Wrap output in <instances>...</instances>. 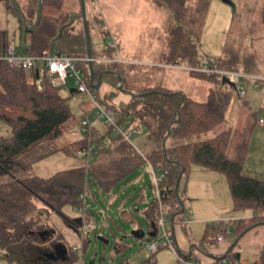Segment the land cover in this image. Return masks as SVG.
Segmentation results:
<instances>
[{"label":"trees","instance_id":"16d2710c","mask_svg":"<svg viewBox=\"0 0 264 264\" xmlns=\"http://www.w3.org/2000/svg\"><path fill=\"white\" fill-rule=\"evenodd\" d=\"M16 1L26 23L29 26L33 25L38 10L37 0H26L24 7L20 6L18 0ZM160 1L175 13L179 22L169 30L170 49L175 56H183L192 64V68L197 69L201 65V59L196 51V42L200 41L202 32L194 33L191 29L194 20L189 17L186 19L187 0ZM0 4H4L16 15L19 26L23 28L11 0H0ZM62 4L63 0L42 1L41 17L36 28L33 31L24 28L30 36L29 44L25 46L24 51L31 54L60 53L86 56L84 33L72 29L68 15L67 19L59 23L52 15L43 14L44 7L48 12H52ZM261 19L264 23V5ZM11 37L7 29H0V53L5 51ZM175 39L180 40V44L172 46ZM188 42L190 46H187ZM189 50H191L190 55L187 54ZM90 51L95 78L103 72L101 83L109 82L118 90V76H120L123 78V89L135 93L150 92L144 96L130 95L129 101L122 106L111 102L115 91L103 95L99 100L103 105L114 110L115 120L119 124L133 120L144 128L151 145L149 144V148L140 154L122 137L113 136L110 126L104 125L106 132L94 139L97 153L102 154V159L89 166L87 184H85L86 168L82 162L48 177L23 176L22 174L30 169L33 163L56 151H62L65 155L76 158L75 152L86 146L83 135L80 139L61 146L60 149L53 145L68 128L78 125L80 118L88 114L89 109L86 102L81 100L77 104L80 111L77 116L68 103V97L60 95L61 87L52 85L46 75L40 76L36 71L28 72L0 62V122L5 123L10 129L9 135H0V176L10 177L8 180L0 181V259L6 264H78L80 258L73 250V244L67 247L64 244L63 234L57 235L55 227H51V231L47 229L50 223L48 216L61 215L68 227L80 237L81 215L74 220L63 208L71 206L80 212L81 194L84 190L87 192V201L89 195L94 201L95 191L103 193L112 191L133 171L150 163L167 171V176L160 182L159 188L165 210L170 217H174V223L178 219L180 224H183L181 222L183 213L178 214L181 206L184 207L179 195V187L191 166L195 165L203 170L222 173L225 176L231 197L232 214L250 211L252 215L229 222H207L197 246L201 254H206L209 253V248L218 245L216 240L218 234H221L229 244L243 234L226 257H223V254H210L213 261L239 260L240 253L235 247L247 233L256 231L264 225V178L244 173L250 137L258 123V110L250 112L243 132L236 139L233 131L228 129L213 137L181 141L206 133L222 123L235 91L240 95L237 88L224 82L215 73L192 69L190 72L192 75L202 77L211 84L204 102L162 86L134 91L128 85L126 66L107 60L112 58L114 47L108 46L103 56L98 51L95 53L91 47ZM214 59L216 64L214 60L208 58L207 63L205 61L207 66L264 77L259 74L260 69L255 63L250 64L235 53L226 52L222 58ZM82 71L89 84L88 63L82 67ZM39 81L40 85H38ZM262 83L258 81L257 86L254 87L252 84V87L259 89L261 85L259 90L262 91L264 89ZM91 89L97 94L98 89ZM70 91L77 93L74 88ZM181 94L184 95L182 102ZM261 108L264 110V103ZM125 126L128 124L126 123ZM164 139L165 148H163ZM45 144L49 148L48 151L37 152L39 147ZM50 145L52 147H49ZM181 172L178 186L180 205L174 187ZM151 187L153 188V184ZM94 211L95 209H86L87 222L94 223ZM158 217V200L153 196L143 212L148 232H152L157 226ZM109 218L114 221L112 217ZM170 231L174 237L173 229L171 228ZM144 238L145 236L142 237ZM115 249L119 250L117 242ZM176 250L179 255L190 259L195 254L193 248L191 256H188L190 251L183 252L177 247ZM156 253H151V257L138 264H155ZM89 264H95L94 260L92 259ZM118 264L134 263L121 260ZM249 264H264L263 253Z\"/></svg>","mask_w":264,"mask_h":264},{"label":"rangeland","instance_id":"374dc122","mask_svg":"<svg viewBox=\"0 0 264 264\" xmlns=\"http://www.w3.org/2000/svg\"><path fill=\"white\" fill-rule=\"evenodd\" d=\"M18 2L22 7L26 4V0H18ZM85 5L90 47L95 53L98 51L103 56L112 37L118 40V36L115 35L121 33L123 47L129 49L132 57L142 59V63L134 62L127 66V72L129 73L128 85L134 91L152 88L150 85H155V87L163 86L172 89L173 92L182 91L188 97L199 102L206 100L211 84L202 77L191 75V70H196V68H187L186 65L188 63L183 56L174 57V53L172 55L171 50L168 53L166 51L165 56L161 52L165 44L163 42L165 38L162 27L167 26L169 22L179 24L173 11H166L167 9L165 8L166 12L172 14L167 15L162 9L164 6L159 4L146 6L139 1L132 0H86ZM263 5L264 0H187L185 6L186 19L188 17L191 20L193 19L194 22L191 29L194 30V33L201 31L203 36V40L200 42L195 41L196 51L200 55L201 60L203 59L202 57H205L203 60L207 63L209 56L216 64L214 58L220 59L225 56L226 52H232L241 59H246L245 61L250 64L255 63L260 69L259 74L264 75V23L261 19ZM79 10L80 0H63L61 7L54 9L52 12H48L46 7H44L43 14L52 15L57 18L59 23L67 19V15L69 16L68 18L73 15L72 29L76 32L84 33L82 19L79 20L75 16ZM127 19H131L133 25L126 27L125 36H122V27L124 24L127 25ZM147 21L156 22L160 28L152 29L146 23ZM186 26L188 27V24ZM0 29H7L10 32L20 50H23L29 44V32L24 27L21 28L19 26L16 15L4 4H0ZM179 41L175 39L172 46L180 44ZM114 46L115 43L111 47ZM187 46H190L189 42ZM202 48L207 50L208 56L201 52ZM190 51L187 54L190 55ZM164 60L178 63L179 66L177 68L180 70L157 68L156 65L151 64L155 63L154 61L159 63ZM86 65L87 63L83 62L80 66L85 67ZM259 77V80L264 84V77ZM242 83L246 93L244 96H240L234 89L235 94L222 123L206 133L182 139L181 141L187 142L213 137L228 129L233 131V134H235L234 139H236L243 132L244 125L251 111L258 110L257 117L264 116V110L261 108L264 103V89L262 91L254 89L252 82L248 78H244ZM38 85H40V81ZM71 88H73V85L68 81L65 86L59 89V93L63 97H68L69 105L78 116L80 111L77 103L85 100V96L80 93H71ZM105 88L106 84L102 83L97 92L99 96H103ZM113 90L115 94L111 98L112 103L128 101L130 94L116 89ZM80 119L78 118V122ZM140 128L141 133L134 131H128V133L131 141L143 153L149 148L151 142L148 140L147 131L142 127ZM77 129L78 125L68 128L63 135L56 139V145L77 139L79 135ZM9 134V127L5 123L0 122V135L6 136ZM250 138L244 173L264 178L261 173L264 166V128L257 123ZM53 146L55 147V145ZM49 147H52V145ZM48 149L45 144L39 147L37 152L45 153ZM62 156L59 151L55 152V154L52 153L33 163V167L31 166L22 175H49L56 169H65L66 163ZM69 160L75 165L78 164L71 157ZM147 164L133 171L110 194L104 195L103 199H100L99 194L95 191L96 198H98L101 206V211L95 210L93 212L98 236L94 237L92 233L86 234L80 259L82 264H89L92 259L95 264H118L121 260H128L130 263L138 264L151 257L152 252L145 247L142 238H135L131 235L132 230L142 229L147 231L142 218V210L154 196V190L151 187L153 176ZM186 177L182 179L179 187V195L185 206L183 216L190 214L195 217V220L197 219L198 214L189 207L190 202L206 208L205 211L208 213L209 210H212L213 213H217L213 215H219L222 218H226L228 214L233 213L231 211L232 204L229 188L222 173L205 171L193 165L189 171V181H187ZM8 179H10L9 176H0V181ZM190 198L192 200L188 201ZM91 201L92 196L89 195L87 208L90 207ZM134 208L139 209V212L133 211ZM63 210L69 212V215L74 220H77L80 216V212L71 206H66ZM121 210L128 211L127 217H132L134 222H128L125 218L126 216H121ZM165 217L168 221V227L171 228L170 215L166 210ZM48 222L50 223L47 225V229L51 231L50 228L55 227L57 235L63 234L64 239H62L67 247L74 242H80L79 236L72 228L66 229L67 223L61 215H49ZM262 230H264V225H261L256 231L249 232L235 247V250H238L242 257L249 261L255 254H251L252 249H248L247 244ZM196 231L198 230L192 231L191 223L180 224L178 219H176L174 223L175 247L177 244L181 250L188 252L190 247L199 240L200 232ZM147 237L146 235L144 240H147ZM115 242H117L118 251L115 249ZM261 249H264V244L259 250ZM196 256L203 258L201 253L195 249L192 259L195 260L196 258L194 259V257ZM154 258L156 260L155 264H181L176 254L165 245L157 251ZM205 261L211 262L209 259Z\"/></svg>","mask_w":264,"mask_h":264},{"label":"built area","instance_id":"2783aa9c","mask_svg":"<svg viewBox=\"0 0 264 264\" xmlns=\"http://www.w3.org/2000/svg\"><path fill=\"white\" fill-rule=\"evenodd\" d=\"M109 46L114 45L113 39L109 41ZM109 61L116 62L115 58L107 59ZM90 59L86 56H73L66 54H31L27 51L20 50L18 48L17 43L14 41V37L12 36L8 42V45L4 52L0 53V62H5L9 67L14 68H22L28 72L36 71L40 76L46 75L51 84L56 87H63L70 81L73 85L74 90L77 93L83 94L85 96L86 106L89 109V113L86 114L83 118H81L78 124L79 132L86 139V146L75 152V155L80 159L84 160V166L86 168V181L89 179L88 176V168L90 166V157L97 154V149L95 147L94 141V131L99 129V124L102 123L105 126L111 127V134L113 136H120L124 140H126L134 150L138 153L142 154L136 144H134L129 136V133L125 130L124 125L130 124V120L125 123L119 124L115 120V112L111 107H107L103 105L99 98V94L95 93L91 87L89 86L87 79L85 78L82 67L80 66L83 62L89 63ZM196 70H200L208 73H215L221 79L227 78L230 82L234 83L237 91L241 96H244L246 91L242 80L244 78L250 79L253 86L256 87L260 77L254 75H248L241 71L234 70H222L216 67H208L204 66L202 68H197ZM258 124L262 128H264V116H260L258 118ZM134 132L141 133L140 129H136ZM150 165L151 173L153 176V190L154 196L158 200V223L156 226V233L154 236H148L147 240L142 239L145 247L152 253L157 252L163 245L170 248L177 256L178 261L181 264H205L197 260H193L190 258L183 257L178 254L174 237L171 233V228L168 227V221L165 217V207L162 202L161 192H160V182H162L166 176L167 171L160 169L159 167H155ZM261 173L264 175V166L261 170ZM82 205L80 207V215H81V227H80V242L78 244L73 245V250L78 253L79 258L82 257L83 251V241L85 240L86 234L95 230L96 226L94 223L87 222L85 220V212L87 209V192L81 194ZM240 217H226V218H218L209 222L218 223L221 221L229 222L231 220H237ZM182 223H192L194 222V217L191 215L184 216L181 220ZM216 240L218 244H221L225 241L224 237L221 234L216 236ZM210 264H247L245 261L239 259L229 262L226 259H222L220 261H213Z\"/></svg>","mask_w":264,"mask_h":264},{"label":"crops","instance_id":"0c3cea01","mask_svg":"<svg viewBox=\"0 0 264 264\" xmlns=\"http://www.w3.org/2000/svg\"><path fill=\"white\" fill-rule=\"evenodd\" d=\"M132 1H139L141 4H143V5H153V4H159V5H161V6H164L162 9H163V11H164V13L165 14H167V15H172L170 12H166V11H172V10H170L164 3H162L160 0H132ZM167 9L166 11L164 10V9ZM146 23H148V25H150V27L152 28V29H159L160 28V26L158 27V24L156 23V22H154V21H147ZM170 23V24H169ZM168 23V25L167 26H164V28L162 27V30H163V32H164V40H163V42H165V44H164V47H163V49H162V51L161 52H163V55L165 56V52L167 51V53H168V51H170L171 49H170V39H169V30H170V28L171 27H175V26H177V24L176 23H172V22H169ZM133 25V23H132V21H131V19H127V25H125L124 24V26L122 27L123 29H122V36H125V28L126 27H131ZM115 36H118V40H116L114 37H112V39H113V41H114V43H115V46H114V49H115V51L113 52V55H112V58H115L116 59V62H119V63H122L124 66H126V68H127V66H129V65H131V64H133L134 62H138V63H142V59H136V58H134V57H132V55L130 54V52H129V49L128 48H125V47H123V44H122V42H121V33L119 34H117V35H115ZM201 40H203V36H202V34H201V37H200V41ZM199 41V42H200ZM169 44V45H168ZM172 51V50H171ZM202 53H204L206 56H208L209 54L207 53V50L205 49V48H202V51H201ZM172 55H173V52H172ZM211 56V55H210ZM174 57H175V55H174ZM165 58V57H164ZM203 59L205 58V57H202ZM208 58H209V56H208ZM201 59V58H200ZM202 59V60H203ZM211 59V58H210ZM200 60V64L201 65H199L197 68H202V67H204V66H207V64L205 63V61L203 60ZM187 61V65H186V67L187 68H192V64L188 61V60H186ZM150 62V61H149ZM155 63H151V64H154V65H156V67L157 68H165V69H172V70H180L179 68H177V66H179V64L178 63H175V62H169V61H162V62H156V61H154ZM146 63H148V62H146ZM168 64V65H167ZM160 65H164V66H160ZM209 67V66H208ZM180 68H184V67H180ZM170 71V70H169ZM127 72V71H126ZM192 75V74H191ZM126 76H127V78H129V73L127 72L126 73ZM102 83H105L106 84V88H105V90H104V92H103V95H105V94H107V93H109V92H111V91H114L113 89H115V87L112 85V84H110L109 82H105V81H103ZM102 83H101V85H102ZM100 85V86H101ZM261 86V85H260ZM259 86V87H260ZM150 87H155V85H150ZM163 87V86H162ZM262 87V86H261ZM166 88V87H165ZM168 89V88H167ZM260 89V88H259ZM99 90V89H98ZM169 90H171L172 91V89H169ZM176 91V90H175ZM180 93H183L184 94V92H182V91H179ZM186 95V94H185ZM129 99H130V96H129ZM129 99H128V101H129ZM192 99V98H191ZM85 101V100H84ZM128 101H119V102H116V104H119V105H124V104H126ZM80 102V101H79ZM78 102V103H79ZM86 102V101H85ZM77 103V104H78ZM87 105V104H86ZM124 128H125V130L128 132V131H135L136 129H140L141 130V128L138 126V124L136 123V122H134L133 120L132 121H130V124H128V126H125L124 125ZM106 127L102 124V123H100L99 124V129H97V130H95L94 131V139L95 138H97V136L98 135H101V134H103V133H105L106 132ZM78 130V129H77ZM78 132H79V130H78ZM81 136H82V134L79 132V135H78V137H77V139H80L81 138ZM77 139H75V140H77ZM74 140V141H75ZM57 142V141H56ZM56 142H55V146L57 147V148H61V146H63V145H65V144H68V143H70V142H72V141H70V142H67V143H63V144H58V145H56ZM57 152V151H56ZM60 153H62V157H64V159H65V163H66V168L65 169H70V168H73V167H75L76 165L73 163V162H71V160H69V156H67V155H65L62 151H59ZM54 154H55V152H54ZM75 157L76 158H73V157H71V158H73L74 160H76L78 163L79 162H82L83 164H84V160H82V159H80L79 157H77L76 155H75ZM100 159H102V154H95V155H93V156H91L90 157V165L92 164V163H95V162H97L98 160H100ZM147 164V163H146ZM34 165V164H33ZM33 165H32V167H33ZM78 165V164H77ZM147 165H149V164H147ZM149 167H150V165H149ZM60 170H64V169H56L55 171H53L52 173H50L49 175H36V176H39V177H48V176H50V175H52V174H54L55 172H57V171H60ZM190 170H191V168H190ZM189 170V171H190ZM203 170V169H202ZM206 171V170H205ZM187 177V181H189V172L187 173V175H186ZM153 189V188H152ZM111 192V191H110ZM110 192H108V193H103V192H96L97 194H99V198L100 199H103L104 198V195H106V194H110ZM137 197H139L138 195H137ZM141 199V198H140ZM152 200V199H151ZM150 200V201H151ZM192 199L190 198V199H188V201H191ZM149 201V202H150ZM183 204H184V202H183ZM38 205L39 206H41V204L40 203H38ZM148 205V204H147ZM101 206H100V203H99V201H98V198H96V195H95V200L93 201H91V204H90V207L89 208H91V209H95V210H100L101 211V208H100ZM189 207L190 208H192V211H195L196 212V214H198V217H196L197 219L195 220L194 219V222H192L191 223V229H192V231L194 232L195 230H198V231H196V232H200L199 233V237H198V239H200V237H201V234H202V231H203V228H204V226H205V224L207 223V222H209V221H212V220H215V219H218V218H222V217H220L219 215H213V214H217V213H213L212 212V210H209V213L208 212H206L205 211V209L206 208H204V207H202V206H200V205H196V204H193V203H189ZM145 209V208H144ZM144 209L142 210V218H143V212H144ZM191 210V209H190ZM66 211V210H65ZM68 211V210H67ZM133 211H138L139 212V209H137V208H134L133 209ZM184 211H185V206H184ZM68 215H69V212H66ZM128 213V211H126V210H121V216H123V217H125L127 220H128V222H131V223H133L134 222V219L132 218V217H127V214ZM190 215V214H189ZM252 215V213H249V212H240V213H236V214H228L227 215V217H250ZM132 218V219H131ZM195 218V217H194ZM224 218V217H223ZM94 224H96V223H94ZM96 226V225H95ZM66 229H70L69 227H68V225L66 226ZM93 235H94V237H97L98 236V233H97V231H96V228H95V230H94V232L92 233ZM248 234V233H247ZM246 234V235H247ZM245 235V236H246ZM244 236V237H245ZM174 237H175V234H174ZM244 237L242 238V239H244ZM199 240H197V242H198ZM197 242H195L194 244H196L197 245ZM73 245H75V244H78V243H76V242H74V243H72ZM263 244H264V230H262V232L261 233H259V234H257L256 236H254L253 238H252V241H249L248 242V244H247V246H248V249H252V253L251 254H255L251 259H250V261L249 260H247L246 258H244V257H242V255H241V253H240V259L241 260H243V261H245L247 264H249V262H251V261H253V260H255V259H257L262 253H263V250L261 249V250H259L262 246H263ZM229 242L228 241H224L223 243H221V244H218L216 247H211V248H209V253H207V254H201L202 256H203V258H201V257H199V256H196V257H194V259L195 260H197V261H200V262H202V263H205V264H210V263H212V261H213V258H212V256L210 255V254H214V255H221V254H224L225 252H226V250L228 249V247H229ZM219 246H222V247H219ZM179 248V247H178ZM180 249V248H179ZM194 250H195V248H193ZM181 250V249H180ZM183 251V250H182ZM238 251V250H237ZM183 252H187V251H183ZM257 254V255H256ZM206 259H209V260H211V262H208V261H205ZM1 261H2V263L1 264H6V262L4 261V260H2L1 259ZM78 264H82L80 261H79V263Z\"/></svg>","mask_w":264,"mask_h":264},{"label":"water","instance_id":"95a60500","mask_svg":"<svg viewBox=\"0 0 264 264\" xmlns=\"http://www.w3.org/2000/svg\"><path fill=\"white\" fill-rule=\"evenodd\" d=\"M42 1L43 0H37V4H38V10H37V15H36V21L33 25L29 26L27 23H26V20L24 18V15L17 3L16 0H11L13 6L15 7L17 13H18V16L21 20V23L23 25V27L25 29H27L28 31H33L36 26L38 25L39 21H40V17H41V11H42ZM85 0H80V12L78 14H75V16H80L81 19H82V22H83V30H84V37H85V44H86V57L90 59L89 63H88V70H89V84H90V87L93 88V89H99L100 85H101V76L103 74V72H101L96 78L94 76V73H93V69H92V55H91V51H90V40H89V34H88V28H87V25H86V8H85ZM73 18L74 16H70V23H72L73 21ZM119 80H118V90L121 91V92H126L130 95H136V96H144V95H147L148 93L150 92H145V93H135V92H132V91H128V90H125L122 88V85H123V78L118 76ZM224 82H226L227 84H230L232 86H235L234 83L230 82L227 78H222ZM236 87V86H235ZM261 88V86L259 87ZM184 100V95L181 94V102ZM181 106V103L179 104V107H178V111H179V108ZM169 134V133H168ZM167 134V136H168ZM163 148H165V139L163 141ZM181 176H182V172L179 174L178 178H177V181H176V184H175V187H174V190H175V194L177 195V198L179 200V203H180V197L178 196V186H179V183H180V180H181ZM181 205V203H180ZM184 212V207L181 206V209L180 211L178 212V214H182ZM173 216L170 217V223H171V228L173 229V234H174V222H173ZM156 233V227H154L153 231L152 232H148V231H145V230H142V229H136V230H132L131 232V235H133L135 238H142L144 236H154ZM243 234H241L239 237H237L235 240H233V242L229 245L228 249L226 250V252L223 254V257H226L227 253L235 246V244L238 242V240L242 237ZM176 247L178 248L177 244H176ZM192 248H195L196 250H200L199 247L196 245V244H193L190 249H189V255L188 256H191V249ZM207 254V253H206ZM263 259H264V249H263Z\"/></svg>","mask_w":264,"mask_h":264},{"label":"flooded vegetation","instance_id":"af4514ba","mask_svg":"<svg viewBox=\"0 0 264 264\" xmlns=\"http://www.w3.org/2000/svg\"><path fill=\"white\" fill-rule=\"evenodd\" d=\"M79 12H80V10H79ZM79 12H78V13H79ZM78 13H77V14H78ZM76 17H77V18H81L80 16H76Z\"/></svg>","mask_w":264,"mask_h":264}]
</instances>
